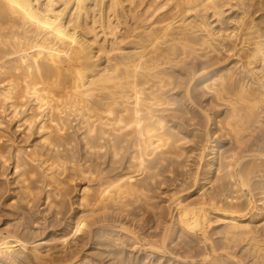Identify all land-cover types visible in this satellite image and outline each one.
Masks as SVG:
<instances>
[{"label":"bare ground","instance_id":"obj_1","mask_svg":"<svg viewBox=\"0 0 264 264\" xmlns=\"http://www.w3.org/2000/svg\"><path fill=\"white\" fill-rule=\"evenodd\" d=\"M0 224V264H264V0H0Z\"/></svg>","mask_w":264,"mask_h":264},{"label":"rangeland","instance_id":"obj_2","mask_svg":"<svg viewBox=\"0 0 264 264\" xmlns=\"http://www.w3.org/2000/svg\"><path fill=\"white\" fill-rule=\"evenodd\" d=\"M188 146H194L193 144H189ZM191 154V153H190ZM187 155H189V154H187ZM186 155V157H187V159L185 158V156L183 157V159L185 160L186 159V161L183 163L182 162V160L180 161L181 162V165H183L182 167H181V165L179 164V166H177L178 165V163H173L172 165L173 166H175V167H173L172 165L170 166V168L168 169V171H169V173L168 172H166L165 174H164V178H165V180H166V184H164V185H162L160 188L162 189L161 190V192L160 193H162L161 195H160V200H158V201H161V199H165V200H168V199H170V195L171 194H174L176 191H175V188H177L180 184H181V182H179L180 184L178 185V179L179 180H182L183 178V181L186 179V178H188L187 176H189L190 174H193V172H194V170H196V164L195 163H197V159H195V158H197L196 157V153H192L191 155H189V157ZM212 156H210L209 158H211ZM190 158V159H189ZM183 160V161H184ZM175 164V165H174ZM184 164H186L185 166H184ZM196 165V166H195ZM180 167V168H179ZM185 167V168H184ZM7 169L9 168V167H6ZM173 168L175 169L174 171H171L170 172V170H173ZM177 168V169H176ZM5 168H3L2 170V172H4V173H6L7 172V174H8V172H9V170H4ZM180 169V170H179ZM194 169V170H193ZM192 170V171H191ZM177 171V172H176ZM181 171H182V173H183V171L185 172V173H183V174H185V175H183L184 177L182 178V173H181ZM186 172H188V173H190V174H188V175H186ZM168 173V174H167ZM170 174V175H169ZM177 174V175H176ZM180 174V175H179ZM173 175V176H172ZM170 176L172 177V178H170ZM179 178H178V177ZM186 176V177H185ZM167 177V178H166ZM4 179V178H3ZM168 179V180H167ZM177 179V180H176ZM170 180H172V181H170ZM174 180H176V184H177V187H176V184L174 185V187L173 186H171V184H174ZM168 182V183H167ZM170 184V185H169ZM167 186V187H166ZM171 187V188H169V187ZM174 189V190H173ZM178 189H180L179 187H178ZM174 191V193H171V192H173ZM171 191V192H170ZM162 197V198H161ZM258 197V199L260 198V196H257ZM44 207V206H43ZM41 210H43L42 208H40ZM147 217V216H146ZM62 218H63V216H62ZM5 219V218H4ZM144 219H146V218H143V219H136L137 220V222H135V224L137 223V224H139V225H143V224H141V223H144V221H142V220H144ZM0 226H1V224H0ZM145 226V225H144ZM144 226H142L143 227V229H144ZM141 227V226H140ZM148 226H146L145 228H146V230L144 229V230H142L143 231V234H141V232L142 231H140V235L142 236V235H144V234H148L147 232H148V230H149V228H147ZM149 227H150V225H149ZM147 231V232H146ZM145 232V233H144ZM88 248V249H87ZM86 249L88 250V252H89V254L91 253L93 256L95 255H97V254H99L98 252V249H95V250H91L92 249V247H90V246H88ZM97 248V247H96ZM86 250V251H87ZM91 251V252H90ZM101 254V253H100ZM97 257V256H96ZM100 257V256H99ZM98 257V258H99ZM102 258V264H115V263H112L113 261L112 260H110L111 258L108 256V255H104V256H102L101 257ZM109 258V259H108ZM109 260V261H108ZM103 261H104V263H103Z\"/></svg>","mask_w":264,"mask_h":264}]
</instances>
